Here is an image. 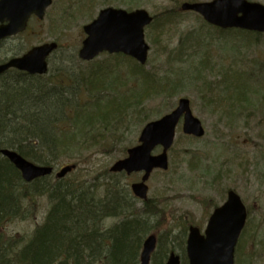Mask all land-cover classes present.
<instances>
[{
  "label": "trees",
  "instance_id": "16d2710c",
  "mask_svg": "<svg viewBox=\"0 0 264 264\" xmlns=\"http://www.w3.org/2000/svg\"><path fill=\"white\" fill-rule=\"evenodd\" d=\"M92 1L87 0L89 8ZM170 1L168 7L153 15L148 27L152 30V41L167 27L166 24L181 15L179 3L184 0ZM75 4L79 12L84 8L85 1L77 0ZM196 19L200 21V29L204 28V32L211 37L214 33L220 36L229 32H240L239 35L245 36L250 34L245 39L247 46L256 44L264 36L240 30L215 29L211 33V27L198 15ZM195 39L199 40L200 35L197 34ZM198 48H202L201 55L192 65L191 73L186 74V83L180 76L170 80L158 78L155 72L145 69L147 62L140 65L122 54L104 53L101 54L107 57L104 61H80L78 63L83 64V67H79L78 71L68 65L69 68H60L58 74L54 75L48 72L31 75L16 69L7 70L0 75V148L14 150L39 165L53 166L73 160L72 164L76 167L92 150L105 146V134L123 126L126 115L130 117L138 114V125H143L173 108V105L165 106L164 110H156V114H151L154 108H146L148 100L158 96L165 98V103L171 97H177L185 84L197 80H202L204 99L216 107L222 105L223 109L219 112L226 115L229 120L227 124L234 125L239 119L249 120L257 116L259 120H264V94L259 105L253 99L257 92L264 91V70L260 72L262 69H257L260 78L252 77L259 62L253 61L252 65L247 66L242 59L238 61L241 62L239 66L232 63V66L222 68L225 71L220 81V92L206 94L211 85L204 78L206 67L213 57L210 47L185 37L175 47L174 60L195 56ZM21 52L23 48L19 47L12 55ZM59 58L64 61L68 59L69 63L77 60L75 56L67 54ZM122 60L131 62L127 69L128 75L132 79H140L141 85L118 94V90L116 92L111 88L112 83L118 82L114 72L121 68ZM102 91L108 95H99ZM118 137L115 133L113 139ZM125 150L126 146H123L122 153ZM191 159L194 161L196 158L192 156ZM72 171L62 178L44 176L26 182L14 165L2 157L0 264H139L142 242L154 227L150 220L154 217L155 225L161 224L160 217L163 220L167 202L151 197L136 207L130 190L119 181L120 175L105 169L84 180ZM98 189L102 190L99 192ZM38 196H44L48 202L42 223L36 225L30 235H4L5 223L26 212V201L30 200L33 207ZM107 218L117 220L106 225L104 219ZM179 232L181 238L176 239L169 231L164 235L157 231V243L151 255L152 264H163L168 252L177 245L182 256L181 264H186V225ZM169 240H174V244ZM242 248L239 244L237 254L239 251L242 253Z\"/></svg>",
  "mask_w": 264,
  "mask_h": 264
},
{
  "label": "rangeland",
  "instance_id": "374dc122",
  "mask_svg": "<svg viewBox=\"0 0 264 264\" xmlns=\"http://www.w3.org/2000/svg\"><path fill=\"white\" fill-rule=\"evenodd\" d=\"M76 1L53 0L42 20L32 18L26 33L3 41L0 47V61L11 57L13 51L19 47H22L24 52L32 45L56 41L58 48L49 59L48 74H58V69L69 68L68 65H71L74 71H78L79 67H83V64L78 63L80 59L77 56V51L85 36L82 26L92 20L99 9L106 6L131 8V10L143 8L153 15L171 4L170 0H93L89 8L87 0H83L85 6L78 12L75 8ZM255 1L264 4V0ZM180 14L175 17L174 21L165 25L167 27L162 29V33L154 41L151 40L152 30L149 28L146 30L145 38L150 50L145 69L155 72L156 77L161 79L170 80L180 76L185 79L186 83V79L188 80L186 74L191 73L192 65L196 63L198 55L200 56L202 52V48H198L195 56L174 60L176 45L187 37L210 47L209 51L213 57L206 67L204 78L211 85L209 91L205 92L206 94L219 93L222 88L220 81L225 71L222 68L232 66V63L239 66L241 62L238 63V61L242 59L245 60L242 61L247 66L252 65L253 61L259 62V65L255 66L256 70L252 77L260 78L257 69H262L260 72L264 70V34H259L263 37L259 38L256 44L247 46L245 39L246 36L250 37V34L245 36L239 35L240 32H229L220 36L214 33L211 37L210 34L204 32V28L200 29V21L196 19L195 14L190 12H180ZM210 30L211 33L215 32L214 28ZM155 32L157 33L158 30ZM197 34L200 35L199 40L195 39ZM64 54L75 56L77 60L69 63L68 59L64 61L59 58ZM235 57L238 59H234ZM106 58L100 55L93 60L104 61ZM130 65V61L122 60L120 61L121 68L119 67L120 69L114 72L118 82L112 83L111 89L118 90V94L141 85L140 79L135 80L129 77L127 69ZM201 85L202 80L187 83L181 87V92L177 97H171L165 103L166 99L158 96L145 103L147 109L153 110L154 108L151 112L154 114L156 110H164L165 106L173 105L174 107L179 97H185L190 100L193 114L201 121L205 129V135L200 139L186 138L178 124L174 149L168 152V172L153 171L147 180L148 198L155 197L168 204L164 210L163 220L160 217L161 224L156 226L154 217L150 220V224H154L150 233L157 236V231L162 235L169 231L171 235L176 236V239H180L179 230L184 225L188 227L189 224H195L202 230L214 205L225 200L227 189H234L241 196L248 212L244 232L236 245L234 264H264V120H259L257 116L255 119H239L234 125L227 124L229 120L226 115L219 112L223 109L222 105L216 107L204 99V87ZM106 93L102 91L99 95ZM263 94L264 91L257 92L253 97L258 105L259 101H263L261 100ZM156 107L158 109H155ZM248 109L259 111L255 108ZM139 120L138 114L130 117L126 115L123 126L105 134V146L98 148L99 150H92L72 173L79 175L81 179L89 180L96 173L108 170L118 158L126 155V152L121 151L123 146L127 148L137 143L142 126V124L138 125ZM115 133L119 137L113 139ZM192 156L196 158L194 161L191 159ZM72 161L53 165L54 171L50 174L51 179L56 178L55 173L61 166L66 163L72 164ZM116 175L121 176V174ZM120 176H118L119 181L129 189L131 182L139 180L140 173ZM98 190L100 192L102 189ZM210 200L213 201L208 203ZM29 201L24 203V211L27 210L23 211V215L16 216L5 223L4 235H15L16 237L30 235L34 227L42 223L48 207L46 198L36 197L33 207ZM135 205L136 207L141 205L139 200L135 199ZM115 220L117 219L107 218L104 219V223L107 225ZM170 242L174 244L175 241ZM239 244L243 248L242 253L239 251L237 254ZM174 250L180 255L182 263L178 245L174 247Z\"/></svg>",
  "mask_w": 264,
  "mask_h": 264
},
{
  "label": "water",
  "instance_id": "95a60500",
  "mask_svg": "<svg viewBox=\"0 0 264 264\" xmlns=\"http://www.w3.org/2000/svg\"><path fill=\"white\" fill-rule=\"evenodd\" d=\"M51 1L0 0V41L23 31L31 15L42 19ZM180 9L197 12L205 22L220 29L236 28L264 33V4L254 0L185 1L181 3ZM152 18L143 8L127 11L109 6L100 9L93 20L83 25L85 38L78 50V57L91 60L101 52L123 53L144 64L149 50L144 27ZM56 46L55 42L33 46L20 56L1 62L0 74L9 68L30 74L45 73L47 56ZM180 118L183 133L195 137L204 134L201 122L192 114L189 100L181 97L170 112L145 123L139 132L138 144L128 148L127 156L110 166L111 172H144L140 181L130 185L137 197L146 199L148 187L145 181L153 169L167 168V150L173 143L175 127ZM156 146H161V152L153 154ZM0 154L14 164L25 181L52 172V167L34 164L13 150L2 148ZM72 168L73 165H65L56 176L63 177ZM246 215V208L239 195L228 190L225 201L210 214L203 234L198 227L189 226L186 238L188 264H233L235 245ZM155 243L154 234L144 239L140 264H149ZM165 264H180L179 256L171 251Z\"/></svg>",
  "mask_w": 264,
  "mask_h": 264
}]
</instances>
